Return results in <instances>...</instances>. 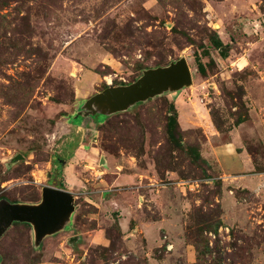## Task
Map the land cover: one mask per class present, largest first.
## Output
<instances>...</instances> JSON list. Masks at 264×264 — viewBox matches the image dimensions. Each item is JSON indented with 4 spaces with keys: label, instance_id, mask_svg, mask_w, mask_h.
<instances>
[{
    "label": "rangeland",
    "instance_id": "rangeland-1",
    "mask_svg": "<svg viewBox=\"0 0 264 264\" xmlns=\"http://www.w3.org/2000/svg\"><path fill=\"white\" fill-rule=\"evenodd\" d=\"M222 1L0 0V205H37L52 180L74 205L38 243L30 224L6 227L0 264H264V202L228 185L200 126L248 120L242 82L264 65L250 61L264 24L250 32L247 12L264 0ZM216 37L231 39L226 58ZM180 59L189 88L111 115L81 110ZM244 145L264 172L262 142ZM118 175L128 184H105Z\"/></svg>",
    "mask_w": 264,
    "mask_h": 264
},
{
    "label": "water",
    "instance_id": "water-1",
    "mask_svg": "<svg viewBox=\"0 0 264 264\" xmlns=\"http://www.w3.org/2000/svg\"><path fill=\"white\" fill-rule=\"evenodd\" d=\"M192 74L185 59L167 67L148 70L131 85L110 87L87 99L81 106L85 114L98 110L105 115L126 111L127 105L146 100L165 91H177L191 85ZM133 105V104H132ZM77 112L76 115H80ZM74 211L73 196L65 190L51 186L41 189V201L37 205L2 203L0 205V235L12 223H28L32 226L36 243L47 235L65 228Z\"/></svg>",
    "mask_w": 264,
    "mask_h": 264
},
{
    "label": "crops",
    "instance_id": "crops-1",
    "mask_svg": "<svg viewBox=\"0 0 264 264\" xmlns=\"http://www.w3.org/2000/svg\"><path fill=\"white\" fill-rule=\"evenodd\" d=\"M220 4H226V1L224 0V2L222 1ZM251 5L252 6H248L247 12L250 16L249 18L253 19V22L250 24V32H258L260 30V26L264 24V9L262 10L259 3L257 4L253 2ZM216 32L218 33V31ZM262 35L263 38L260 40L264 42V31H262ZM220 40L224 45L231 42V39L229 41L224 39ZM260 43V41L256 43L254 42V44ZM260 49L261 51L254 53L256 55L251 54L252 58L250 61H260L264 63V44ZM238 61L240 60L238 59ZM234 62H237V60ZM252 67L256 70V72H252L253 75L251 73L247 77V80L242 82L244 92H246L248 99H250V103H247L249 107L248 120L240 123H234L231 126H226V130H224L225 132L213 130L209 123L207 125H203L202 122L200 126L206 134L207 140H209L210 143H215L214 145H211L213 149L211 160L215 162L222 177L226 178L224 180H227L228 185L232 188L246 190L258 196L264 202V172H257L255 170L252 158L244 145L245 138H250L260 140L264 147V65L259 68L254 65ZM221 73L226 76V79L229 78L227 73H223L222 71ZM219 75L220 73H216L213 77H217ZM192 84L193 79L188 88L192 86ZM191 117V120L195 118L193 115H191ZM84 154L85 155H83V157L87 160H97V155L93 151L87 150ZM103 161L106 165V172L110 171L111 162L105 159H103ZM66 171V178H68V173ZM128 182L129 179H125L124 177L118 175L112 178L110 183L108 182L105 184L110 188H122L124 185L128 184ZM68 183L69 181L67 179L66 184ZM65 187V191L71 189L69 185H66ZM228 199L231 201V197Z\"/></svg>",
    "mask_w": 264,
    "mask_h": 264
},
{
    "label": "trees",
    "instance_id": "trees-1",
    "mask_svg": "<svg viewBox=\"0 0 264 264\" xmlns=\"http://www.w3.org/2000/svg\"><path fill=\"white\" fill-rule=\"evenodd\" d=\"M211 44L219 52V55L221 56V58L227 57V51L226 52L223 51V48L226 47L227 45H224L219 37L213 38L211 40ZM196 63H197V71L200 74L205 73L203 64L198 62L197 58H196ZM52 185L57 188L63 189L62 183H57L55 180H52Z\"/></svg>",
    "mask_w": 264,
    "mask_h": 264
}]
</instances>
